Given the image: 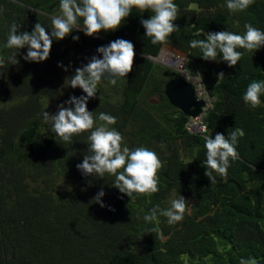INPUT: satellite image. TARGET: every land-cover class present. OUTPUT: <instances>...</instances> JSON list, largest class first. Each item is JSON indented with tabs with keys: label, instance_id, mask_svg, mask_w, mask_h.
<instances>
[{
	"label": "trees",
	"instance_id": "trees-1",
	"mask_svg": "<svg viewBox=\"0 0 264 264\" xmlns=\"http://www.w3.org/2000/svg\"><path fill=\"white\" fill-rule=\"evenodd\" d=\"M174 3L177 28L165 42L150 43L139 20L152 13L133 9L114 32L93 38L73 30L53 41L43 62H25L19 49L12 64L15 49L3 46L9 26L31 31L40 23L47 31L59 0H0V264H239L241 257L264 264V95L255 108L242 101L250 82L264 80V46L253 53L237 49L240 60L227 66L202 60L199 49L188 44L209 31L242 35L245 24L264 31V0L237 12H229L224 0ZM72 35L79 39L73 41ZM116 38L133 43L132 69L114 85L102 78L87 109L93 129L104 123L96 119L99 113L110 114L116 123L109 127L120 132L122 147H146L161 162L158 191L130 198L112 187L114 176L82 177L75 168L88 154L91 130L65 142L41 118L70 94H81L67 87L72 71L87 63L98 45ZM168 47L189 57V72L201 74L214 98L206 134L243 130L237 159L225 175L213 172L215 182L201 165L205 136L186 130L187 116L163 93L165 82L177 75L139 55ZM57 62L71 67L64 71ZM101 188L103 208L92 199ZM180 195L186 205L180 222L170 225L159 213L144 219L149 210L166 209Z\"/></svg>",
	"mask_w": 264,
	"mask_h": 264
},
{
	"label": "clouds",
	"instance_id": "clouds-1",
	"mask_svg": "<svg viewBox=\"0 0 264 264\" xmlns=\"http://www.w3.org/2000/svg\"><path fill=\"white\" fill-rule=\"evenodd\" d=\"M252 3L253 0H224V6L229 12L243 11ZM58 7V14L50 17L47 31L40 23H35L31 31L18 32L19 25L15 23L9 26L3 46L15 49L14 55L9 57L12 64L17 63L19 49H24L21 59L25 62H43L49 56L53 41L65 38L73 30L93 38L101 31L114 32L133 9L139 14L144 11L152 13L146 19L139 20L144 30L143 35L149 37L152 44L165 42L177 28L173 23L177 19V5L174 0H59ZM244 29L242 35L227 30L209 31L206 32L205 39H193L188 44L190 48L199 49V57L202 60L223 61L227 66H235L242 55L237 49L250 50L253 53L254 50L264 46V31L250 24H245ZM71 38L73 41L79 39L76 35H72ZM133 49V43L122 38L98 45L95 54L87 63L75 68L67 82V87L79 88L81 94H70L61 104L56 105L54 113L45 110L41 113L42 121L50 123L51 131L65 142H71L73 134L91 130L87 136L88 154L83 155L75 168L82 177H103L105 173L114 176L112 187L128 198L132 197L133 193L151 194L158 191L156 173L161 162L157 154L146 147L139 146L134 149L122 147L120 132L109 127L116 123V118L110 114L99 113L96 119L104 123L93 129L94 120L91 111L87 109V103L96 97L97 84L102 78L113 85L118 79L126 78V74L132 69ZM167 54L185 59V74L164 65L161 58ZM139 55L175 73L177 76L174 78H181L191 85L195 99L203 102L195 116L185 115L187 116L185 128L189 133L205 136L203 145L205 159L201 161V165L208 180L215 182L213 172L221 176L225 175L230 161L237 159L236 145L238 137L244 135L243 130L234 129L227 135L219 132L214 136L206 134V114L212 107L214 98L208 94L201 74L189 72L190 59L186 54L168 47L160 48L155 54ZM57 66L67 71L71 64L65 66L57 62ZM216 76L217 79H222L224 73L219 72ZM262 95H264V80H255L247 85L242 94V101L246 106L255 108L261 103ZM104 195V190L101 188L92 197L101 208L105 207L102 199ZM185 209V198L180 195V198L173 199L170 207L166 209L149 210V214L145 215L144 219L146 221L154 219L159 213L166 217V222L171 225L182 220ZM239 264H257V261L254 257L247 259L241 257Z\"/></svg>",
	"mask_w": 264,
	"mask_h": 264
},
{
	"label": "water",
	"instance_id": "water-1",
	"mask_svg": "<svg viewBox=\"0 0 264 264\" xmlns=\"http://www.w3.org/2000/svg\"><path fill=\"white\" fill-rule=\"evenodd\" d=\"M164 95L168 102L184 115L195 116L203 104L195 99L192 86L181 78H172L164 85Z\"/></svg>",
	"mask_w": 264,
	"mask_h": 264
},
{
	"label": "built area",
	"instance_id": "built-area-1",
	"mask_svg": "<svg viewBox=\"0 0 264 264\" xmlns=\"http://www.w3.org/2000/svg\"><path fill=\"white\" fill-rule=\"evenodd\" d=\"M168 59H170V61H168ZM161 60L165 66L181 74H185L186 62L185 59H182L180 56L167 54L163 58H161Z\"/></svg>",
	"mask_w": 264,
	"mask_h": 264
},
{
	"label": "rangeland",
	"instance_id": "rangeland-1",
	"mask_svg": "<svg viewBox=\"0 0 264 264\" xmlns=\"http://www.w3.org/2000/svg\"><path fill=\"white\" fill-rule=\"evenodd\" d=\"M150 101H151V102H154V103L157 102V96H153V97H151V98H150Z\"/></svg>",
	"mask_w": 264,
	"mask_h": 264
}]
</instances>
